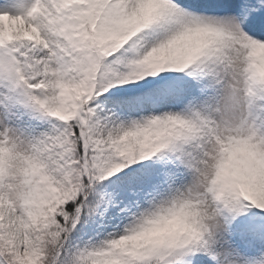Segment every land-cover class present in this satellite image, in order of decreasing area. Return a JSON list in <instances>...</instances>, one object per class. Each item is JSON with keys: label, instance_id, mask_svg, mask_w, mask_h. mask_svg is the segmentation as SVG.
<instances>
[{"label": "snow or ice", "instance_id": "snow-or-ice-1", "mask_svg": "<svg viewBox=\"0 0 264 264\" xmlns=\"http://www.w3.org/2000/svg\"><path fill=\"white\" fill-rule=\"evenodd\" d=\"M0 264H264V0H0Z\"/></svg>", "mask_w": 264, "mask_h": 264}]
</instances>
